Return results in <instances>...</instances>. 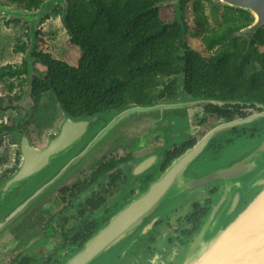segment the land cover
<instances>
[{"label":"water","instance_id":"water-1","mask_svg":"<svg viewBox=\"0 0 264 264\" xmlns=\"http://www.w3.org/2000/svg\"><path fill=\"white\" fill-rule=\"evenodd\" d=\"M60 1L44 0L32 10L0 3V15L27 19L34 26ZM214 1L248 11L253 16L250 30L264 26V0ZM171 2L180 18L181 0ZM33 28H30L32 50L35 49ZM252 103L264 108V104L255 100L248 104ZM172 105L160 101L130 104L98 113L92 119L64 113L58 132L43 148L34 146L30 137L20 132L15 143L22 164L0 183V251L13 246L39 225L45 213H37L30 204L52 180L64 175L93 148L123 150L126 144L128 150L144 153L146 150L141 148L146 146L148 136L161 128L159 112ZM223 129L208 131L194 147L173 161L157 181L122 206L83 248L69 254L60 264H264V135L250 144L251 154H243L211 171L203 151ZM199 157L201 160H197ZM207 183L218 185L219 189L188 245L171 250L166 238L158 236L153 251L147 231L171 209L182 190L191 191ZM35 185L38 186L33 188L34 193L38 196L28 191ZM141 245L145 246L144 250L140 249Z\"/></svg>","mask_w":264,"mask_h":264},{"label":"trees","instance_id":"trees-1","mask_svg":"<svg viewBox=\"0 0 264 264\" xmlns=\"http://www.w3.org/2000/svg\"><path fill=\"white\" fill-rule=\"evenodd\" d=\"M27 1L29 9H37L44 0L14 3ZM170 1L67 0L79 18L56 10L70 43L80 48L77 66L32 50L29 41L17 46L25 58L21 64L0 67V80H17L7 88L11 92L18 87L20 93L0 95V111L15 109L25 96L24 101L46 92L54 95L65 113L80 119L174 98L180 89L196 97L264 102V26L250 30L253 16L228 6L223 7L217 28L200 12L185 22L183 9L180 18L166 12L164 3ZM48 18L49 14L43 20ZM191 25L192 34L199 37V50L189 43ZM246 30L250 35L241 36ZM34 63L46 69L45 75L34 70ZM11 122L0 123V169L13 155L10 145L15 143L16 128ZM5 138L8 143L1 150ZM3 179L0 174V183Z\"/></svg>","mask_w":264,"mask_h":264},{"label":"flooded vegetation","instance_id":"flooded-vegetation-1","mask_svg":"<svg viewBox=\"0 0 264 264\" xmlns=\"http://www.w3.org/2000/svg\"><path fill=\"white\" fill-rule=\"evenodd\" d=\"M182 27L184 31V24ZM191 28L192 25L190 31ZM24 99L26 96L13 109L15 117L11 120L15 128ZM251 101L196 97L181 89L174 98L160 100L173 105L159 112L161 128L148 136L146 146L141 148L146 150L144 153L128 150L126 144L123 150L93 148L64 175L52 180L39 196L33 189L38 185L29 187L28 191L38 196L30 207L45 215L31 234L0 251V264H60L69 254L83 248L122 206L157 181L173 161L194 147L211 129L225 127L203 151L211 171L219 165L213 162L220 160L224 152H227L226 160L251 154L250 144L264 135V108L248 104ZM60 109L64 116L61 105ZM15 132L18 136L20 127ZM113 142L117 141L113 139ZM218 189L217 185L207 183L191 191L182 190L171 209L147 231L150 248L156 251L158 236L166 238L171 250L187 246L200 228ZM144 247L141 245L140 249Z\"/></svg>","mask_w":264,"mask_h":264},{"label":"rangeland","instance_id":"rangeland-1","mask_svg":"<svg viewBox=\"0 0 264 264\" xmlns=\"http://www.w3.org/2000/svg\"><path fill=\"white\" fill-rule=\"evenodd\" d=\"M0 1L1 4L15 7L16 9H29V1L24 5L15 4L14 0ZM66 1L67 0H62L55 7L51 8V10H48L34 26L33 22H30L27 19H21L16 23H7L13 18L0 15V67L5 64L18 65L22 63L25 56L23 55V52L17 50L16 47L22 44H27L28 41L30 43L31 27H34L33 35H35V32L37 31L40 32L38 36H35L34 40L35 49L37 51L42 50L48 52L53 57L61 59L69 65L76 67L81 54L80 48L70 43L65 26L62 22V15L56 10L63 9L64 13L70 11L74 17L79 18L78 12L69 7L66 4ZM168 3L172 4V2L164 3L167 4L166 12L173 15V9L169 7ZM181 5L187 22L191 20L194 12H200L207 16L212 27L217 28L222 24L224 6L214 0H181ZM174 10L176 11L175 8ZM48 14L49 18L43 20ZM84 22L86 24L90 23L88 19H84ZM192 31L193 28H191L190 31L191 36L189 38V43L196 50H199V37L194 36ZM243 35H250V31L246 30L241 34V36ZM33 67L35 71L45 75L46 69L41 64L34 63ZM11 81L15 84L17 83V80H0V95L20 93V88L18 87H14L11 92L8 90L7 84ZM22 106L23 110L20 111L21 117L18 118V115L16 116L20 131L30 137L34 146L39 148L45 147L49 138L58 132L60 124L64 119L59 103L52 93L46 92V94L24 101ZM25 107L27 109L24 111ZM14 113L13 109L0 111V122L8 123L12 121L11 118L14 116ZM21 113L23 114L21 115ZM13 137L15 141L17 139L16 132L13 133ZM7 143L8 140H5L4 146L1 147V150L7 146ZM10 149L11 152H13L12 158L0 169V174L4 178L13 175L22 164V157L18 152L17 144H11ZM16 150L18 154L15 152ZM226 156L227 152H224L221 159L213 163H219V165L227 164L230 160H226Z\"/></svg>","mask_w":264,"mask_h":264}]
</instances>
